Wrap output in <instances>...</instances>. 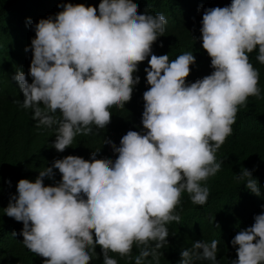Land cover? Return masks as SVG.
Returning <instances> with one entry per match:
<instances>
[{"label":"clouds","instance_id":"clouds-1","mask_svg":"<svg viewBox=\"0 0 264 264\" xmlns=\"http://www.w3.org/2000/svg\"><path fill=\"white\" fill-rule=\"evenodd\" d=\"M60 6L54 17L34 25L32 82L23 70L16 72L24 99L15 103L32 110L37 127L54 129L51 147L64 152L78 134H91L93 125L107 127L111 108L131 101L140 82L135 73L147 60L143 131L129 130L119 146L105 139L118 153L115 160L96 158L97 149L91 159L67 155L35 180L20 179L5 214L23 223V244L43 264H91L97 245L103 264H118L109 253L135 264L151 255L159 264L157 249L169 237L166 225L181 219L176 208L182 194L193 204L207 203L210 190L203 182L223 163L216 153L232 134L239 107L261 95L260 73L249 54L257 50L264 64V0H231L204 10L202 47L213 71L191 83L193 52L171 60L153 52L168 22L163 13L141 14L134 0H101L98 8L69 0ZM2 92L0 87V98ZM54 169L62 179L45 185L46 177L55 178ZM253 171L243 167L236 179L264 196ZM218 243L196 240L181 251L179 264H219ZM231 244L237 253L231 264H264V212Z\"/></svg>","mask_w":264,"mask_h":264},{"label":"trees","instance_id":"trees-1","mask_svg":"<svg viewBox=\"0 0 264 264\" xmlns=\"http://www.w3.org/2000/svg\"><path fill=\"white\" fill-rule=\"evenodd\" d=\"M69 0H0V87L5 94L0 98V264H43L44 258L37 256L23 244L22 222L5 214L10 197L17 192L20 179L35 180L39 171L51 166L55 159L67 155H79L91 159L97 149L96 158H111L115 153L105 139H111L117 146L129 130L143 131V93L148 90L145 68L147 60L139 64L135 73L140 82L134 87L133 96L124 108L113 107L111 123L104 129L94 125L89 135L78 134L73 146L58 152L52 146L55 140L54 129L37 127L31 109H23V92L13 79L16 72L24 71L29 82L33 52L29 47L35 37L34 25L41 18L55 16L62 11L61 4ZM72 3H85L98 8L101 0H70ZM141 14L163 13L167 18L165 33L153 45L157 55L168 54L170 60L184 52H193L197 60L191 65L189 83L211 74V58L202 47V18L204 10L210 7H224L231 0H134ZM29 19L31 23H29ZM161 44L163 46H161ZM28 48V51L25 49ZM257 50L249 54L250 62L259 70L261 95L249 97L245 106H240L232 134L216 153L217 162L223 161L221 170L210 177L206 186L210 190L208 201L200 206L191 202L184 192L181 203L176 208L180 222L166 225L169 231L168 242L160 249L159 264H179L181 251L191 248L196 240L210 243L219 241L217 260L219 264H231L237 259L236 248L231 241L238 231L254 223V216L264 212V196L252 193L236 177L243 167L253 171L258 180L261 194L264 195V64L257 59ZM150 59V57H149ZM2 92V94H3ZM20 95V96H19ZM58 115V113H57ZM55 178H45V185H54L62 179L58 169ZM11 181L9 185L8 181ZM219 226H218V225ZM15 233V235H13ZM152 247H155L153 243ZM139 254L136 246L132 256ZM118 264H135L134 259L109 253ZM99 256V258H97ZM91 264H103L102 250L96 247ZM145 264H156L150 255ZM195 264H212L209 260H197Z\"/></svg>","mask_w":264,"mask_h":264}]
</instances>
